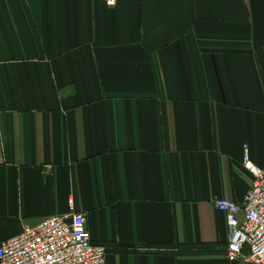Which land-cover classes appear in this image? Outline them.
<instances>
[{
  "label": "crops",
  "instance_id": "0c3cea01",
  "mask_svg": "<svg viewBox=\"0 0 264 264\" xmlns=\"http://www.w3.org/2000/svg\"><path fill=\"white\" fill-rule=\"evenodd\" d=\"M246 148L264 0H0V244L73 206L107 264H241Z\"/></svg>",
  "mask_w": 264,
  "mask_h": 264
},
{
  "label": "built area",
  "instance_id": "2783aa9c",
  "mask_svg": "<svg viewBox=\"0 0 264 264\" xmlns=\"http://www.w3.org/2000/svg\"><path fill=\"white\" fill-rule=\"evenodd\" d=\"M101 1L109 8L118 3ZM244 169L253 182L243 201L224 199L215 206L225 214L230 232L227 259L231 263L264 264V169L254 165L247 148ZM0 264H107V250L92 244L86 217L75 213L72 206L68 214L25 227L18 236L1 243Z\"/></svg>",
  "mask_w": 264,
  "mask_h": 264
}]
</instances>
